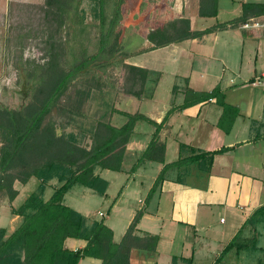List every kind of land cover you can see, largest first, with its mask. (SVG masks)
Returning a JSON list of instances; mask_svg holds the SVG:
<instances>
[{
	"label": "crops",
	"instance_id": "1",
	"mask_svg": "<svg viewBox=\"0 0 264 264\" xmlns=\"http://www.w3.org/2000/svg\"><path fill=\"white\" fill-rule=\"evenodd\" d=\"M33 2L40 5L43 0H0V17L14 3ZM199 2L137 0L121 28L127 56L110 68L118 72L120 93H111L104 121L94 118L88 130L80 129L88 133L96 121L117 128L126 122L125 115L134 114L159 125L170 113L156 133L164 145L162 163L144 161L131 171L155 131L138 121L124 147L120 171H94L107 183L105 192L96 194L82 188L70 198L77 208L72 210L81 216L86 229L99 222L89 221L88 204L108 205L107 212L97 215L108 219L107 224L102 223L112 232L114 243L119 242L134 214L141 212L134 235L156 236L158 240L152 252L130 248L128 264H187L183 263L186 260L190 264H264V230L258 232L256 226V233L240 232L253 226L246 221L264 206V85L260 84L264 83V28L242 30L239 22L242 15L253 18L243 10L245 4H264V0H216L214 17H200ZM177 20H187L190 31L202 35L155 45L152 33ZM112 89L106 85L91 90L86 103ZM212 90L220 96L202 97ZM220 104L232 110L223 117L221 127ZM180 145L195 152L225 151L212 157L207 170L196 165L167 170L147 198L161 169L177 159ZM168 151L171 161L165 159ZM30 181H34V189L24 199L38 193L40 180L30 178L23 185L13 182L16 196L12 201L0 200L3 240L21 223V217L11 210L22 203L17 206L16 200ZM41 186V199L46 201L58 184L51 180ZM68 192L62 198L64 206ZM233 239L240 249L232 247L220 256ZM84 245L83 240L63 242L70 251ZM78 264L99 261L85 258Z\"/></svg>",
	"mask_w": 264,
	"mask_h": 264
},
{
	"label": "trees",
	"instance_id": "2",
	"mask_svg": "<svg viewBox=\"0 0 264 264\" xmlns=\"http://www.w3.org/2000/svg\"><path fill=\"white\" fill-rule=\"evenodd\" d=\"M83 3L90 6L91 23L86 22ZM136 5L137 0H43L41 5L28 6L41 14L43 47L40 50L44 61L20 57L16 60L14 70L18 80L21 78L29 88V98L16 108L0 106V197L4 196L8 202L14 199L16 192L12 184L15 181L23 185L35 178L40 182L38 193H31L11 210V214L21 217L20 225L4 240L0 230V264H78L85 258L96 259L99 264H128L130 248L145 252L154 250L156 236L134 235L141 212L134 214L119 242L114 243L112 232L102 221L93 223L89 229L84 228L81 216L64 206L62 198L76 185L96 194L105 192L107 183L94 171H120L124 147L138 121L151 125L155 131L131 171L144 161L162 163L164 145L158 142L156 133L170 113H166L159 125L138 114L125 115L126 122L117 128L97 121L89 133L65 125L57 134L52 127L43 124L44 117L55 109L78 78L87 74L103 75L126 58L121 28ZM243 10L249 11L251 17H258L264 14V4H245ZM215 14L216 0L204 3L200 0V17H214ZM247 19L242 15L239 22ZM201 35L202 32L190 31L187 20H177L165 25L162 31L152 33L151 37L155 38V45L164 46ZM103 87L88 89L83 101L87 102L91 90ZM218 96L217 91L212 90L202 97ZM220 105L218 126L221 127L223 117L232 110ZM71 112L76 115L72 118L82 116L81 110ZM84 138L91 143L88 148L79 145ZM184 150L187 155L183 157ZM223 151L195 152L192 148L178 146L177 159L161 169L147 198L160 185L167 170L188 165L207 170L212 157ZM51 180L58 187L43 201L41 184ZM260 218L264 219V206L254 211L246 223ZM65 239L83 240L85 245L81 250L70 251L63 246ZM232 247L237 251L241 246L233 239L220 256ZM183 263L190 264L187 260Z\"/></svg>",
	"mask_w": 264,
	"mask_h": 264
},
{
	"label": "rangeland",
	"instance_id": "3",
	"mask_svg": "<svg viewBox=\"0 0 264 264\" xmlns=\"http://www.w3.org/2000/svg\"><path fill=\"white\" fill-rule=\"evenodd\" d=\"M30 5L39 4L34 2L14 3L10 5L6 15L0 17V106L16 108L21 104H25L29 98V88L24 86L21 78L18 80L16 71L14 70L13 66L16 60L20 57L22 60L44 61L43 51L40 50L43 47L41 43L43 34L40 33L42 29L41 14H39L36 9H30L28 7ZM82 9L85 12L86 22L91 23L93 19L90 13V6L87 3H83ZM118 78V72H113L110 68L107 69L103 75L94 76L92 74H87L78 78L70 85L66 94L60 98L55 109L44 117L43 124L52 127L58 134L65 125L88 130L87 127L90 126V122L93 121L94 118L99 117L98 120L104 121L109 108L106 102H109L112 92L115 94L120 93L122 88ZM106 85H111L113 88L112 91H102L89 103L83 101V94L86 93L88 89ZM101 101L102 103L100 104ZM96 106L99 107V109H97ZM78 107H80V109ZM78 109L81 110L82 116L72 118V116L76 115H72L70 110L75 113L79 111ZM127 111L131 110L128 109ZM93 123L91 124L92 127L94 125ZM89 132L90 131H88V133ZM79 145L88 148L91 143L88 139L84 138L81 139ZM185 155H187V153L183 154V157ZM165 159L166 161L172 160L169 151L166 153ZM33 185L34 181H30L25 186V189L20 192L16 200L17 206L24 201L25 195L34 189ZM26 190L28 192H25ZM81 190L82 187L77 185L73 186L64 198L65 206L71 209H77L76 206L72 204L70 198L73 194L78 195ZM48 194H50L49 191H47V195ZM0 200L5 201L7 199L2 198ZM88 207L89 209L87 212L89 214V221H102L106 224L108 223V219H105V217L101 218L97 215V213L107 212L108 205L106 206L105 203L94 206L88 204ZM92 213H94V216H91ZM251 224H253L252 227L249 226L250 228L248 229L246 226L240 232L242 233L247 230L248 234L256 233V226L258 227V232L262 229L264 230V219L260 218L257 221L251 222Z\"/></svg>",
	"mask_w": 264,
	"mask_h": 264
},
{
	"label": "built area",
	"instance_id": "4",
	"mask_svg": "<svg viewBox=\"0 0 264 264\" xmlns=\"http://www.w3.org/2000/svg\"><path fill=\"white\" fill-rule=\"evenodd\" d=\"M240 28L242 30H260L264 28V17H253L245 20L240 24ZM262 86L264 83H260ZM251 85H254L253 83ZM100 217H103V215L99 214Z\"/></svg>",
	"mask_w": 264,
	"mask_h": 264
}]
</instances>
